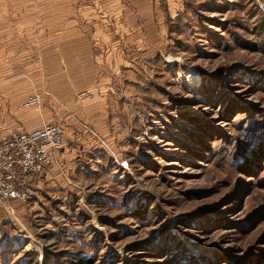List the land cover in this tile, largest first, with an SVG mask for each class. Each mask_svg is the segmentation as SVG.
Instances as JSON below:
<instances>
[{
	"label": "rangeland",
	"instance_id": "374dc122",
	"mask_svg": "<svg viewBox=\"0 0 264 264\" xmlns=\"http://www.w3.org/2000/svg\"><path fill=\"white\" fill-rule=\"evenodd\" d=\"M263 47L264 0H0V123L78 155L0 201V264H264Z\"/></svg>",
	"mask_w": 264,
	"mask_h": 264
},
{
	"label": "built area",
	"instance_id": "2783aa9c",
	"mask_svg": "<svg viewBox=\"0 0 264 264\" xmlns=\"http://www.w3.org/2000/svg\"><path fill=\"white\" fill-rule=\"evenodd\" d=\"M42 102L40 95L33 94L23 105L38 107ZM64 142V127L56 122L12 133L0 123V201L9 212L34 199L38 179L58 164Z\"/></svg>",
	"mask_w": 264,
	"mask_h": 264
},
{
	"label": "crops",
	"instance_id": "0c3cea01",
	"mask_svg": "<svg viewBox=\"0 0 264 264\" xmlns=\"http://www.w3.org/2000/svg\"><path fill=\"white\" fill-rule=\"evenodd\" d=\"M67 42H68V40H67ZM75 45L78 47L81 44L77 40ZM63 75L64 74H62V79H61L62 82H60L61 83V89H60V91L58 89H56V86L54 87V83L50 82V86L49 87L51 88V90H50L51 91L50 92L51 95H54V94H57V93H61V94L62 93H65V90L68 87L66 85H68V84L66 83L65 78H64ZM65 75H67V74H65ZM1 84H2V82H0V96H3L5 98L6 95H15L16 94V91H15L16 90L15 89L16 88V85L14 83L12 85L10 84V86H8V87H5L4 85H1ZM63 84H64V87H63ZM9 97H10V99L12 98V96H9ZM43 100H44V98H42V101ZM9 102L11 104V101L10 100H9ZM0 106H4V109H5L7 107V104H6V107H5V102H3V103L0 102ZM53 107L54 106H52V108H51L52 111L55 110V107L54 108ZM10 109L13 110V115H14L13 119L14 120H17V122L16 123H12V122H10V120L8 118H5V120L3 119L1 121V123L3 122L2 125L4 127L5 132L12 133L11 130H9L10 128H15V130H16V128L22 127L24 130L30 131V130H33V129L41 126L42 119H40V118L37 119V117L35 119H28L26 117L24 118L23 117L24 115L22 116V114L20 112H18L17 109H15V106H13ZM12 130H14V129H12ZM77 156L78 155H76L74 151L70 153L67 148L64 149L62 152H60V154H58L59 160L62 159L65 162H67L70 159L75 160L74 161L75 163H71L72 165H75V166L78 165L77 160H76V159H78ZM69 157H71V158H69ZM69 163H70V161H69ZM75 166H73V167H75ZM62 169H60L56 165V166L52 167L51 169H49L48 171H46V172H44L42 174V176L38 179V181L36 183V191H37L36 192V195L37 196H39V194H41L42 191H44V189H45L46 186L54 187L55 185H57V181L61 178V174H63L60 171ZM62 172H63V170H62Z\"/></svg>",
	"mask_w": 264,
	"mask_h": 264
},
{
	"label": "trees",
	"instance_id": "16d2710c",
	"mask_svg": "<svg viewBox=\"0 0 264 264\" xmlns=\"http://www.w3.org/2000/svg\"><path fill=\"white\" fill-rule=\"evenodd\" d=\"M255 47V46H254ZM263 51H264V47H263ZM263 260H264V258H263Z\"/></svg>",
	"mask_w": 264,
	"mask_h": 264
}]
</instances>
